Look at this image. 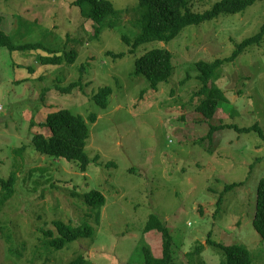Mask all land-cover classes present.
Returning <instances> with one entry per match:
<instances>
[{
    "label": "rangeland",
    "instance_id": "obj_1",
    "mask_svg": "<svg viewBox=\"0 0 264 264\" xmlns=\"http://www.w3.org/2000/svg\"><path fill=\"white\" fill-rule=\"evenodd\" d=\"M73 1L0 0V30L15 46L40 45L0 47V178L17 174L14 195L0 213V264H67L78 255L92 264H142L143 247L161 257V235L144 232L151 214L169 230L174 264L224 262L206 244L209 233L223 246L246 248L251 264H264V241L252 226L256 188L264 178V37L217 70L215 83L227 101L213 118L204 119L196 109L201 87L196 63L225 60L256 35L264 24V1L185 27L168 43H146L132 54L121 37L134 35L137 0H109L122 11L121 22L99 37ZM218 1L189 0L195 12ZM156 48L171 53L173 68L152 89L132 73L136 59ZM71 49L78 52L72 65L39 64L40 57ZM80 78L82 85L71 92L54 88ZM106 86L112 93L101 109L93 96ZM43 89L48 90L42 99ZM60 109L96 117L88 125L85 153L91 163L85 173L31 145L32 136L43 133L46 115ZM229 124H257L262 135L225 128L206 138L209 127ZM92 190L105 198L99 223L97 210L84 202ZM219 197L222 207L215 214ZM54 221L92 226L93 236L48 249L57 236ZM197 245L203 248L192 262L187 255Z\"/></svg>",
    "mask_w": 264,
    "mask_h": 264
},
{
    "label": "trees",
    "instance_id": "obj_2",
    "mask_svg": "<svg viewBox=\"0 0 264 264\" xmlns=\"http://www.w3.org/2000/svg\"><path fill=\"white\" fill-rule=\"evenodd\" d=\"M257 1L264 0H220L204 12H195L190 7L189 0H137L136 16L132 19L133 37L122 35V40L130 47L129 53H134L136 49L146 43L163 42L176 38L179 33L188 26L199 25L206 21H211L221 14H236L244 11L247 7ZM73 5L79 8L80 15L84 20L93 23V36L99 37L105 30H112L120 25L121 10L116 9L109 0H74ZM264 37V24L259 32L253 37L247 38L236 45L232 56L225 60L216 59L209 63L199 61L196 67L200 72L197 77L201 87L197 92L200 101L196 106L197 112L206 120H211L215 115L218 105L222 101H227L222 90L216 85L219 78L217 70L225 63L234 61L248 46L259 44ZM39 44H24L15 46L10 38L0 30V47L13 51L20 48H36ZM113 57H120L113 53H107ZM78 52L74 49L63 52L61 55H51L39 58L40 65H62L65 62L68 65L75 63ZM172 55L164 48H156L145 52L135 61V70L133 75H142L156 89L160 83L166 82L172 72ZM83 67H81V70ZM82 85V78L78 82H73L67 87H59L56 84L54 88L61 94L71 92L77 86ZM48 89H43L42 99ZM110 87L100 88L97 94L93 96V101L101 108L108 106V98L111 95ZM50 108V107H49ZM45 122L41 124L43 133H36L32 136L31 145L36 152L44 156H50L54 159L65 160L78 164L79 171L85 173L91 161L85 153L86 142L89 137L88 125L96 121L95 115H89L87 119L81 115L72 114L68 110L60 109L50 112L45 117ZM45 128V129H44ZM234 129L240 133H249L252 131L262 135L257 124L248 128H239L236 125H222L218 127H209L210 131L206 138L213 135L216 129ZM45 131V132H44ZM23 147L17 150L22 154ZM17 180L16 172H10L6 179L0 178V213L8 201L14 195V187ZM235 185L231 184L224 188V192L229 191ZM222 197V196H221ZM221 197L215 204V214L220 212L222 207ZM84 202L92 209L97 210L96 222L99 223L100 207L103 206L105 198L98 191L86 193ZM53 226L56 229L57 236L53 238L48 249L58 251L66 244L83 238L93 236L94 228L92 226H72L64 224L61 221H54ZM254 230L264 241V178H262L256 188L255 213L252 220ZM157 231L161 235L162 251L161 257L156 258L152 255L148 247L142 248V264H174L172 255V239L166 225L156 216L151 214L144 227V232ZM51 233V232H50ZM206 244L219 250L224 255V262L221 264H251V256L246 248L240 245L223 246L211 239V233L208 234ZM203 245H197L194 252L187 256L193 258L198 256ZM190 261V260H189ZM193 262V259H191ZM198 264H205L200 259ZM67 264H92L82 255H78Z\"/></svg>",
    "mask_w": 264,
    "mask_h": 264
}]
</instances>
